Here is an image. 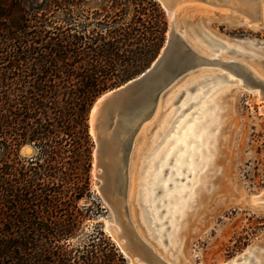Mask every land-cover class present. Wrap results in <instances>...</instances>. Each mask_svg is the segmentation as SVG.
I'll return each instance as SVG.
<instances>
[{
  "label": "rangeland",
  "instance_id": "1",
  "mask_svg": "<svg viewBox=\"0 0 264 264\" xmlns=\"http://www.w3.org/2000/svg\"><path fill=\"white\" fill-rule=\"evenodd\" d=\"M167 3L175 9L171 17L161 3L169 21L164 46L173 26L196 53L221 63L178 74L130 124L142 97L128 99L118 120L104 122L108 143L97 168L91 134L93 193L80 204L99 206L75 241L101 226L129 264H264V0ZM174 47L183 50L180 41ZM221 82L228 86L214 94ZM89 125L92 133L91 112ZM36 152L30 143L18 149L22 157Z\"/></svg>",
  "mask_w": 264,
  "mask_h": 264
},
{
  "label": "trees",
  "instance_id": "2",
  "mask_svg": "<svg viewBox=\"0 0 264 264\" xmlns=\"http://www.w3.org/2000/svg\"><path fill=\"white\" fill-rule=\"evenodd\" d=\"M0 0V264H129L101 226L82 242L92 196L89 117L108 89L159 56L158 0ZM30 143L37 152L22 157Z\"/></svg>",
  "mask_w": 264,
  "mask_h": 264
},
{
  "label": "water",
  "instance_id": "3",
  "mask_svg": "<svg viewBox=\"0 0 264 264\" xmlns=\"http://www.w3.org/2000/svg\"><path fill=\"white\" fill-rule=\"evenodd\" d=\"M160 1L163 5L162 0ZM167 13L171 17L173 16L172 13L168 11ZM181 36L182 35H180V33L176 31L173 26H171L168 32L166 44L153 64L139 76L130 79L124 84L116 87L117 89H112H116L113 93L107 94L104 97V94H102L92 106L91 114L95 105L97 104L98 106L95 130L98 142L97 155L99 158V165H102V161L104 160V142L108 138V128L107 125H104L107 117H109L111 120L117 117L118 120L122 116L121 109L124 107L128 99L139 93L138 98L142 97V99H140L142 105L137 113L128 119L129 124L133 122L135 123L138 117H140L145 112V110H147V108L153 105L154 94L171 83V81H173L178 74L202 63H208V59L196 53L185 43V41H183ZM177 41H180L183 46V50L180 53L177 52L174 47ZM186 54L189 57L184 59ZM173 57L174 60L172 61ZM145 97H147L146 100H144ZM131 131V128H127L125 130V136H123V139H127V136L131 134ZM115 142L120 143L121 141L120 139L116 140L115 138ZM102 146L103 150L101 149ZM124 146L126 147V144ZM114 150L115 151L113 152L117 154V149L114 148Z\"/></svg>",
  "mask_w": 264,
  "mask_h": 264
},
{
  "label": "bare ground",
  "instance_id": "4",
  "mask_svg": "<svg viewBox=\"0 0 264 264\" xmlns=\"http://www.w3.org/2000/svg\"><path fill=\"white\" fill-rule=\"evenodd\" d=\"M160 1V0H159ZM242 1V0H241ZM162 2H163V5H164V7H166V9H167V11L168 12H170V13H172L173 11H174V7L173 6H171V5H169L168 3H167V0H162ZM226 3H227V1H225ZM231 3V2H230ZM236 3V2H235ZM174 4H176L177 5V1L174 3ZM173 4V5H174ZM240 3H238V5H239ZM237 5V4H236ZM250 5H252V4H250ZM175 6V5H174ZM235 7V6H234ZM242 7V6H241ZM241 9V8H240ZM255 11V10H254ZM249 12V11H248ZM256 12V11H255ZM252 16V15H251ZM173 17V16H172ZM196 32V31H195ZM197 33V32H196ZM199 33V32H198ZM206 59H208V58H206ZM221 63V61L218 59V58H213V59H208V63H210V64H218V63ZM223 63H227V64H229V65H235V66H237L238 68H240L239 67V65H237V63H235V62H223ZM214 78V77H213ZM212 79V78H211ZM260 84V83H259ZM228 85H227V83H223V82H221V83H219V85H218V88L214 91V94H216L217 92H220V91H224L225 89H226V87H227ZM117 89V88H116ZM115 89V90H116ZM115 90H112V91H109V92H107V93H105L104 95H103V97L105 96V95H107V94H111V93H113ZM199 98V97H198ZM102 99V98H101ZM195 103H197V102H194V104ZM97 111H98V106H97V104L95 105V107H94V109H93V112H92V114H91V134L95 137V139L97 138V135H96V130H95V122H96V118H97ZM193 127V126H192ZM191 127V128H192ZM192 129H195V127H193ZM190 133H192V130H191V132ZM186 140H188V136L186 137ZM105 142L106 143H108L106 140H105ZM107 146V145H106ZM102 150H103V146H102V148H101ZM27 150H29V147H27L26 149H25V151H27ZM95 159H96V162H95V168H97L98 167V165H99V163H98V160H99V158H98V155H97V148H96V150H95ZM103 157H105V155L103 156ZM156 179V178H155ZM155 182H156V184L158 183L157 182V180H155ZM150 190V189H149ZM264 195V194H263ZM259 198L260 199H263L261 196H259ZM258 198V199H259ZM153 195L151 194V192L149 191V192H147L146 193V195H145V201L147 202V203H151V201H153ZM259 199V200H260ZM256 201V200H255ZM152 214H153V212H152ZM118 237V236H117ZM121 237H122V235H121ZM118 241H119V243L120 242H122L121 241V239H120V236H119V238H118ZM121 244V243H120ZM122 245V250H123V252L125 253V255L128 257L129 256V251L127 250V248L125 247V244L123 243V244H121Z\"/></svg>",
  "mask_w": 264,
  "mask_h": 264
}]
</instances>
